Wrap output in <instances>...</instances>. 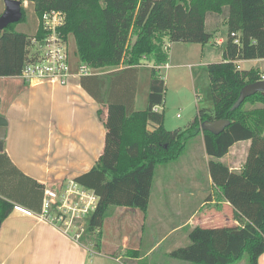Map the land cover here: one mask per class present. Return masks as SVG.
<instances>
[{"label":"trees","instance_id":"16d2710c","mask_svg":"<svg viewBox=\"0 0 264 264\" xmlns=\"http://www.w3.org/2000/svg\"><path fill=\"white\" fill-rule=\"evenodd\" d=\"M17 1L32 3L38 20L45 12L63 13L60 34L65 39L73 36L79 62L90 69L152 64L145 110L133 112L131 105L108 103L103 153L87 173L73 179L98 198L81 240L90 238L94 248L100 247V229L111 209L146 214L155 169L177 161L186 143L201 135L211 158V181L231 205L237 225L194 227L188 232V245L169 256L189 264H237L246 255L247 264H258L264 253V96L257 93L231 108L245 85L262 79L258 70H240L237 62L264 59V0ZM224 8L228 13L222 62L206 66L213 107L198 109L187 126L168 131L163 114L153 111L163 103L165 85L159 72L168 62L166 42L208 44L212 35L206 30V17L220 15ZM21 12L18 23L25 20L22 7ZM18 23L0 32V78L18 77L34 57L32 41L42 43L46 36L40 24L34 36L16 32ZM258 104L263 107L246 108ZM217 120L229 121L218 135L200 129L203 122ZM150 123L156 125L152 131L147 129ZM242 141H250L245 163L240 171L231 172L219 160ZM13 209L11 201L0 197V223ZM127 255L137 258L138 252Z\"/></svg>","mask_w":264,"mask_h":264},{"label":"crops","instance_id":"0c3cea01","mask_svg":"<svg viewBox=\"0 0 264 264\" xmlns=\"http://www.w3.org/2000/svg\"><path fill=\"white\" fill-rule=\"evenodd\" d=\"M2 4L0 15L5 9ZM25 4L33 7L27 1L22 2L21 7ZM225 18L221 24L226 27ZM35 21L34 29L23 22L16 25L15 31L34 36L37 17ZM205 27L207 30L206 21ZM216 31H210L212 37ZM218 42L223 41L219 39ZM34 52L35 48L30 47V53ZM72 54L76 71L79 60L75 48ZM263 62L264 59L245 60L238 61L237 65L240 70H250ZM244 64L250 66L244 69ZM150 68L152 64L143 61L134 68L119 65L90 69V77H72L64 86L27 85L18 77L0 78V118L7 123L5 137L0 141V197L14 205L12 212L0 223V264H94V256H109L118 264H124L122 259L139 264L157 245L167 240L169 244L164 255L171 258L172 251L188 245L187 235L194 227L237 225L231 205L223 200L211 181L208 170L211 158L205 152L201 135L195 138L199 140L197 144L192 145L190 159L195 162L192 171L182 169L170 175L172 169H166L170 164L155 169L146 214L131 208L111 209L100 229L98 249L93 247L90 238L76 240V230L64 234L39 217L43 187L55 190L64 186L87 173L102 155L108 103L131 105V111H139L135 104L140 75L143 69L149 70V87ZM255 70L264 75V66ZM111 74L115 76L110 77ZM157 112L160 113L158 109ZM154 128L156 125L148 124L149 131ZM249 146L250 141L235 143L219 161L229 171L238 172L245 163ZM199 173L205 175L206 186L198 182ZM187 177L192 185L188 196L179 188ZM143 226L158 231L160 236L149 244L142 257ZM128 251L138 252V257H129ZM171 260L173 264H182ZM258 264H264L263 255Z\"/></svg>","mask_w":264,"mask_h":264},{"label":"rangeland","instance_id":"374dc122","mask_svg":"<svg viewBox=\"0 0 264 264\" xmlns=\"http://www.w3.org/2000/svg\"><path fill=\"white\" fill-rule=\"evenodd\" d=\"M4 1L5 0H2L0 4L3 3L2 5H4ZM22 8L25 13V20L23 22H26V24L28 23L29 29H34L37 16L33 10V7L30 4H25ZM227 13L228 8H224L222 14L220 15H207V31L210 32L216 29L217 31L211 38L210 42L206 45L200 46L198 44L166 42L164 51L168 57V62L166 67H162V69L160 68V75L164 81L165 88L163 103L158 107L159 112L163 114V126L166 130L173 131L187 126V124H189L195 117L197 109H212L213 103L209 91V78L207 75L206 66L210 63H218L222 61V49L227 39V28L221 23L227 16ZM219 39H222L223 41L221 44L218 42ZM133 40L134 38H132L131 41ZM68 43L70 49L69 51L72 56L73 50L75 48V42L72 35L69 36ZM201 48L203 50L200 51ZM249 66V64H244L242 65V68L246 69ZM261 66H264V62L259 63L256 68ZM109 76L114 77L115 74H111ZM148 77L149 70L143 69L140 75L135 104V108H137L139 111L144 110L143 108H145L147 105ZM259 105L260 104L256 106L248 105L246 108L250 109L254 107H261ZM197 141L199 140L194 138L186 143L185 152L181 156L183 157L182 159L180 157V160L178 159L177 161L169 163L170 165L167 164L169 166L164 165L168 167L166 169H172L169 171L170 175L179 172L182 169H190V172L192 171L191 168L195 167L193 165L195 162L191 161L190 157L192 155V145H196ZM156 169H159V167ZM196 178L198 182H201L203 186H206L204 174L199 173ZM179 188L182 193L186 194L187 196L189 195V191L192 190V185L188 177L185 179L183 184L179 185ZM192 194H194V192ZM168 213L172 214L174 212L169 211ZM161 218H163V216ZM188 228L190 227L188 226L187 229ZM142 230L143 238L141 241V255L143 257L147 251V248H149V244L156 242L155 240L160 236V233L158 231L156 232L151 230L148 226H143ZM168 244L169 240L164 242L162 245H157L152 254L146 258H143L139 264H173V260H171V258H169L167 255H164ZM262 255L264 260V253ZM92 260L94 261V264H100V261H102L103 264H118L114 260H111L109 256H94ZM176 261L182 264H189L179 260ZM121 262L124 264H130L125 259H122ZM237 264H247V256H243V258Z\"/></svg>","mask_w":264,"mask_h":264},{"label":"built area","instance_id":"2783aa9c","mask_svg":"<svg viewBox=\"0 0 264 264\" xmlns=\"http://www.w3.org/2000/svg\"><path fill=\"white\" fill-rule=\"evenodd\" d=\"M65 16L59 11L42 14L38 24L46 36L42 43L32 41L34 55L21 70L18 78L25 84L50 83L64 86L72 77L91 75L90 68L79 62L73 70L68 39L60 34ZM237 42V41H235ZM264 81V75L262 79ZM157 107L153 109L157 112ZM98 198L92 190L86 189L73 180L58 189L45 188L39 217L55 228L68 234L76 230L74 238L80 240L85 230L88 214L95 210Z\"/></svg>","mask_w":264,"mask_h":264},{"label":"water","instance_id":"95a60500","mask_svg":"<svg viewBox=\"0 0 264 264\" xmlns=\"http://www.w3.org/2000/svg\"><path fill=\"white\" fill-rule=\"evenodd\" d=\"M5 9L0 15V32L5 29L10 24L18 23L22 18L21 12V2L17 0H5L4 1ZM259 93L264 96V81L259 80L255 83L245 85L240 93L237 101L231 108L234 110L240 106L244 99L251 97ZM6 121L3 118H0V141L5 137L6 131ZM229 125L227 120H217V121H206L201 124L200 129L202 131L209 132L213 135H218L221 133L226 126Z\"/></svg>","mask_w":264,"mask_h":264}]
</instances>
